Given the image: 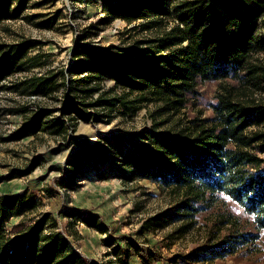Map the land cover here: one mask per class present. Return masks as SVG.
Instances as JSON below:
<instances>
[{"label":"trees","instance_id":"trees-1","mask_svg":"<svg viewBox=\"0 0 264 264\" xmlns=\"http://www.w3.org/2000/svg\"><path fill=\"white\" fill-rule=\"evenodd\" d=\"M17 1L0 0V23L19 17L25 0ZM100 2L103 18L89 30L121 20L127 26L138 23L128 33L138 30L150 37L101 49L81 43L91 34L84 33L71 51L69 68L43 73L33 71L41 69L44 55L31 54L40 42L0 44V91L31 99L64 88L59 119L47 121L53 111L35 102L34 112L29 102L9 110L22 117L13 139L48 132L77 143L69 133L78 120L109 123L114 113L133 117L151 106V129L136 136L143 143H131L126 153L125 139H117L108 151L110 166L91 173L106 179L111 176L106 172L116 170L124 182L147 180L169 193V210L147 218L142 232L176 223L173 233L184 236L204 215V244L192 251L196 262L255 251L264 231V171L259 172L264 167V0ZM19 73L26 76L15 78ZM107 80L113 89L103 88ZM206 83H217L212 116L185 114ZM81 148L67 162L74 173L57 182L58 187L73 191L74 183L87 177L75 171L101 161L97 150ZM230 204L252 218L254 232L234 216ZM40 205L28 192L0 195V264H97L84 260L71 245L68 237L77 238L76 232L67 236L50 214H38ZM71 211L70 219L79 217L114 241L98 217ZM29 213L35 216L26 223ZM12 218L20 220L8 229ZM67 226L74 228L72 222ZM113 251L117 264H128V249Z\"/></svg>","mask_w":264,"mask_h":264},{"label":"rangeland","instance_id":"rangeland-1","mask_svg":"<svg viewBox=\"0 0 264 264\" xmlns=\"http://www.w3.org/2000/svg\"><path fill=\"white\" fill-rule=\"evenodd\" d=\"M11 1L14 4L18 2ZM102 18L100 0H25L17 19L0 23V44H13L21 40L40 42L42 45L31 54L44 55L41 69L33 71L43 73L49 69L69 68L73 63L71 51L84 33L91 34L81 43L101 49L109 46L127 47L135 40L150 37V34H139L138 30L128 33L138 23L127 26L121 20L99 26L97 30H89L90 24H99ZM24 76L25 73H19L15 78ZM113 87L112 81L103 82L105 90ZM216 90L217 83L201 85L200 96L188 106L185 114L195 116L200 112L204 118L212 116L210 104L214 102ZM63 93L64 88H61L52 96L39 95L28 99L0 91V195L24 192L34 195L41 204L38 214H50L57 222L58 229L67 236L76 232L77 238L69 236V241L83 259L89 262L117 264L118 257L113 248L119 246L122 250L128 249V264H264V231L260 233L255 251H242L221 260L196 262L193 258L197 255L192 251L204 244V225L208 222L204 215L200 216L196 229L184 236L173 233L178 226L176 223L161 224L151 231L142 232L141 225L147 218L169 210L173 201L169 193L147 180L124 182L116 170L106 172L107 175L111 174L106 179H99L91 173L105 172V168L110 166L108 160L111 153L108 151L114 148L112 144L117 139H125L123 150L126 153L129 152L131 143H143L136 136L151 129V106L143 107L133 117L114 113L113 120L109 123L96 124L78 120L76 130L69 133L77 143H70L62 135H51L48 132H38L20 140L13 139V133L19 128L22 117L8 113L9 110H13L18 104L27 105L29 102V110L34 112L35 102L53 111L52 116L46 119L53 121L62 117ZM84 146L100 152L101 161H96V167L92 164L75 171H83L87 173V177L73 182V191L58 187L57 182L70 177V172L74 173V169L67 165L69 158ZM263 169L264 167L259 172H263ZM47 192H50V196ZM229 208L234 216L240 217L241 222L251 229L252 218L233 204ZM70 209L74 214L82 213L83 218L87 215L98 217L114 241H109L106 235L88 228L81 218L70 219ZM34 216L33 213L26 214L23 220L30 223ZM19 220L12 218L7 228L10 229ZM70 222L74 228L67 226ZM187 255L192 257H186Z\"/></svg>","mask_w":264,"mask_h":264}]
</instances>
